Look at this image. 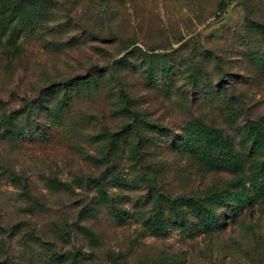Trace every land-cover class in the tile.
I'll return each mask as SVG.
<instances>
[{"label":"rangeland","instance_id":"rangeland-1","mask_svg":"<svg viewBox=\"0 0 264 264\" xmlns=\"http://www.w3.org/2000/svg\"><path fill=\"white\" fill-rule=\"evenodd\" d=\"M259 120L264 0H0V264H264Z\"/></svg>","mask_w":264,"mask_h":264},{"label":"trees","instance_id":"trees-1","mask_svg":"<svg viewBox=\"0 0 264 264\" xmlns=\"http://www.w3.org/2000/svg\"><path fill=\"white\" fill-rule=\"evenodd\" d=\"M125 111L130 113L128 110ZM131 116L135 117L133 113ZM241 130V147L243 150L247 151L244 157L245 159L236 152L234 145L228 138L223 136L218 137L217 143L220 145V148L216 168L218 169V167L221 165L223 166L225 163L228 165L237 164L236 166L238 167L242 165L241 162L244 163L246 161L249 163V161H251L253 168L250 182L252 185L251 188L255 192V198L260 199L264 197V120L253 122L247 121ZM230 150L232 151V155L229 154ZM108 160L111 161L112 158L108 156ZM110 169L111 167L108 168V170ZM254 200L255 199H253L250 194V189L244 188L243 196L238 198L237 205L233 210L239 207V209L244 208L247 203L252 207L255 203ZM175 204L176 205H173L172 210L178 206L177 203ZM220 204H222V199H220L219 195L216 193L203 200L195 199V197L187 199V211L190 212V215H192L197 221V225L195 226L197 232L209 234L219 228V217L216 208ZM186 224L187 223L182 221L178 223V226L179 228H183Z\"/></svg>","mask_w":264,"mask_h":264}]
</instances>
